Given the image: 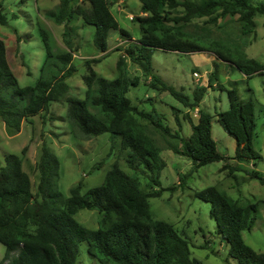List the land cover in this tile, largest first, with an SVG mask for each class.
I'll return each instance as SVG.
<instances>
[{
	"label": "trees",
	"instance_id": "trees-1",
	"mask_svg": "<svg viewBox=\"0 0 264 264\" xmlns=\"http://www.w3.org/2000/svg\"><path fill=\"white\" fill-rule=\"evenodd\" d=\"M59 1L48 17L56 24L65 25L66 47L58 48L54 34L40 27L46 59L35 86H20L9 62L6 43L0 38V121L10 134L19 133L25 122L48 112L53 103L65 101L66 119L76 136L93 138L111 134L120 138L127 151L129 168L139 172L144 167L157 187L162 188L160 174L166 165L158 159L159 151L143 133L140 120L150 122L162 136L178 139L180 144H169V149L192 160L195 171L214 162L234 160V166L226 164L223 169L244 172L250 179L264 182V176L246 167L256 166L262 160L253 146L255 103L252 99H241L238 82H229V89L220 83L224 64L231 65L248 79L264 74V64L238 50L232 51L226 44L206 42L186 30L195 19L209 18L216 23L214 15L218 18L239 16L244 34H251L256 28L255 19L264 16V0H139L143 16L132 20L142 32L138 40H133L120 28L111 12L114 5L111 0ZM80 19L95 28L94 44L102 53L108 51L112 31L119 32L128 42L118 62L120 75L114 80L99 77L93 70L91 65L100 60L86 62L89 74L84 78L85 99L71 96L67 82L77 71L73 65L75 50L71 37L75 30L72 23ZM0 22L8 23L1 12ZM155 50L184 55L208 52L214 56L209 86L215 88V84L228 94L229 110L216 117L236 141L233 158L218 151L212 135L214 116L200 108L207 89L197 87L190 97L164 83L154 74ZM126 58L137 65L145 77L151 78L153 86L160 85L189 112L198 109L196 120L190 113L183 117L191 125L190 136L184 137L179 131L173 134L127 97L130 87L139 85V78L131 80L124 73ZM178 122L181 124L179 119ZM37 167L39 182L34 192L31 176L24 171L18 155H6L4 165L0 161V244L6 248L5 260L9 264H79L83 244H87L88 254L102 264H202L192 258L189 241L174 225L152 216L150 199L160 198L163 192L174 188L145 192L137 176L114 166L101 186L83 194L80 182L70 189L69 197H65L59 190L60 161L46 143ZM196 196L211 206L217 234L226 241L229 256L238 264H264V254L256 252L243 239V232L250 231L256 224L259 203L242 205L216 187L201 190ZM84 209L101 214L97 230L88 229L77 221L76 215Z\"/></svg>",
	"mask_w": 264,
	"mask_h": 264
},
{
	"label": "rangeland",
	"instance_id": "rangeland-1",
	"mask_svg": "<svg viewBox=\"0 0 264 264\" xmlns=\"http://www.w3.org/2000/svg\"><path fill=\"white\" fill-rule=\"evenodd\" d=\"M110 2L114 4L111 12L120 28L126 30L133 40L140 39L141 29L131 17L143 16L141 2ZM59 3V0H0V12L8 21L6 25L0 22V38L6 43L9 62L21 87L35 86L41 77L46 59L40 35L41 26L54 34L58 48L66 47L63 36L65 25L56 24L48 17V13L56 9ZM238 18L239 16L218 18L214 15L216 23L209 21V18L195 19L188 24L186 30L206 42L226 44L232 51L238 50L248 58L264 64V16L255 19L256 28L248 35L244 34ZM72 27L75 29L71 37L75 50L73 65L77 71L67 82L71 96L85 99L87 86L84 78L89 74L86 62L100 60L99 63L91 65L93 70L99 77L114 80L120 75L118 62L125 54L124 49L127 48L128 42L119 32L112 31L108 40V51L102 53L94 44L93 26L84 24L80 19L74 21ZM214 60V56L208 52L184 55L155 50L152 65L154 74L164 83L183 91L187 96L192 97L197 87L207 89L200 108L214 116L212 135L218 151L228 158H233L236 141L225 132L216 117L218 113L229 110L228 94L219 90L215 84V88L209 86V77L214 71ZM125 72L131 80L139 78V85L131 86L127 97L140 111L151 113L155 121L163 123L173 134L179 131L184 137L191 135V125L183 117L190 113L196 120L198 109L189 112V109L169 92L163 91L160 85L153 86L151 78L145 77L142 70L128 58ZM229 82L239 83L242 100L252 99L255 103L256 128L253 146L262 156V160L258 161L256 166L250 164L246 167L264 176V74L248 79L231 65L224 64L220 83L229 89ZM66 114L65 101L53 103L48 112L25 122L21 131L13 134H10L5 124L0 121L1 164L4 165L6 155H18L23 161L24 171L31 176L34 192L39 182L37 165L44 143L60 161L59 190L65 197H69L70 189L80 182L83 184V194L101 186L108 172L118 166L129 175L137 176L145 192L174 188L173 191L163 192L160 198L150 199L151 213L155 220L174 225L189 241L192 258L202 264H238L229 256L226 241L217 234L216 222L211 217V206L196 196L201 190L216 187L242 205L259 203L256 224L250 231L243 232V239L256 252L264 254V182L250 179L244 172L223 169L226 164H235L234 160L214 162L195 171L192 160L169 149V144H180L178 139L164 137L150 122L140 120L143 133L152 140L159 151L158 159L166 165L160 174L162 188L157 187L150 178L151 173L144 167H141L139 172L129 168L127 151L123 149L120 138L111 134L93 138L78 137L73 133ZM100 163L102 166L98 167ZM76 219L86 228L97 230L101 214L97 210L84 209L79 211ZM5 253L6 248L0 244V264H9V261L5 260ZM79 264L102 263L90 256L87 244H83L80 247Z\"/></svg>",
	"mask_w": 264,
	"mask_h": 264
},
{
	"label": "built area",
	"instance_id": "built-area-1",
	"mask_svg": "<svg viewBox=\"0 0 264 264\" xmlns=\"http://www.w3.org/2000/svg\"><path fill=\"white\" fill-rule=\"evenodd\" d=\"M131 20H133V17H131ZM198 76V75H197Z\"/></svg>",
	"mask_w": 264,
	"mask_h": 264
}]
</instances>
